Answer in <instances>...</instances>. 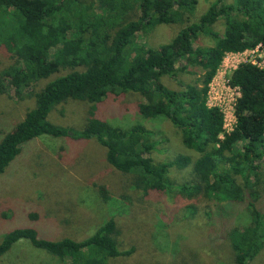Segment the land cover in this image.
Segmentation results:
<instances>
[{
	"label": "trees",
	"instance_id": "obj_1",
	"mask_svg": "<svg viewBox=\"0 0 264 264\" xmlns=\"http://www.w3.org/2000/svg\"><path fill=\"white\" fill-rule=\"evenodd\" d=\"M124 1L129 8L106 0H0V48L14 60L1 74L9 86L20 92L68 71L34 93V107L2 136L0 173L24 144L41 136L94 139L112 166L133 176L132 188L143 198L170 189L190 196L197 187L220 214L221 203L242 205L249 223L231 229L227 237L235 264H249L264 240V69L246 62L229 75L227 84L238 93L229 132L221 110L209 107L207 96L226 54L264 47V0H214L194 22L190 19L197 0ZM133 10L138 13L135 19L130 16ZM176 18L187 24L169 42L151 48L141 40ZM219 22L223 33L214 29ZM194 36L207 38L210 45L194 48ZM164 79L178 89L165 86ZM127 93L145 96L134 105L137 113L144 119L169 121L198 158L192 162L178 155L155 162L152 153L158 141L153 130L138 123L125 129L96 117V106L104 99ZM67 100L91 105L83 127H62L48 120ZM189 165L200 184L175 185L170 169ZM118 236L113 219L78 241L51 240L32 227L15 228L2 236L0 258L26 241L61 264H108L131 253L120 249Z\"/></svg>",
	"mask_w": 264,
	"mask_h": 264
},
{
	"label": "rangeland",
	"instance_id": "obj_2",
	"mask_svg": "<svg viewBox=\"0 0 264 264\" xmlns=\"http://www.w3.org/2000/svg\"><path fill=\"white\" fill-rule=\"evenodd\" d=\"M80 1L97 4V0ZM109 1L129 8L127 1L106 0ZM213 1L197 0L190 21H196ZM130 12L133 19L138 16L135 10ZM176 20L156 27L141 40L151 48L169 42L187 24ZM214 29L223 33L224 28L219 22ZM193 42L194 48L210 45L201 36H194ZM4 49L0 48V140L34 107V93L48 81L68 72L60 71L16 92L1 76L14 63ZM246 62L264 69V47L242 54H226L209 85L207 104L221 110L226 132L235 124L233 105L238 96L229 88L227 80L239 64ZM163 84L178 89L169 79H164ZM142 101L145 96L135 93L110 95L96 106L95 115L125 129L138 123L153 130L158 141L152 153L155 162L169 161L178 155L195 161L199 155L185 147L179 131L169 121L144 119L137 113L134 105ZM90 106L87 102L67 100L51 111L48 120L79 129L85 124ZM191 165L181 170L171 168L170 180L175 185H199ZM132 180L130 173L118 170L107 161L106 150L94 139L36 138L24 144L20 154L0 173V241L8 231L25 227L34 228L43 238L67 237L78 241L113 219L119 232L120 249L131 253L110 259L108 264H235L227 235L233 228L248 225L242 205L232 207L221 203L220 214L197 187L190 196L170 189L143 198L132 188ZM0 264L61 263L21 241L0 258ZM249 264H264V240Z\"/></svg>",
	"mask_w": 264,
	"mask_h": 264
},
{
	"label": "built area",
	"instance_id": "obj_3",
	"mask_svg": "<svg viewBox=\"0 0 264 264\" xmlns=\"http://www.w3.org/2000/svg\"><path fill=\"white\" fill-rule=\"evenodd\" d=\"M258 47H261V46H257L255 49H257ZM252 51V50H251ZM246 52V51H245ZM245 52H243V53H245ZM240 54H242V53H240ZM236 55V54H235Z\"/></svg>",
	"mask_w": 264,
	"mask_h": 264
}]
</instances>
